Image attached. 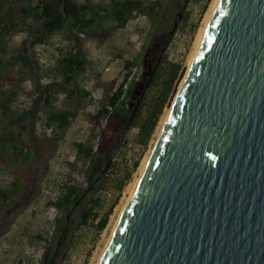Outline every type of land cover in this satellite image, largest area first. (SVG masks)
<instances>
[{"label":"water","instance_id":"95a60500","mask_svg":"<svg viewBox=\"0 0 264 264\" xmlns=\"http://www.w3.org/2000/svg\"><path fill=\"white\" fill-rule=\"evenodd\" d=\"M99 264H264V0H218Z\"/></svg>","mask_w":264,"mask_h":264},{"label":"rangeland","instance_id":"374dc122","mask_svg":"<svg viewBox=\"0 0 264 264\" xmlns=\"http://www.w3.org/2000/svg\"><path fill=\"white\" fill-rule=\"evenodd\" d=\"M9 1L14 15L19 16L21 8L28 1L32 3L36 0ZM74 1L79 5L88 1L90 9H98L100 6L108 7L110 0ZM153 1L157 4V15L139 14L124 27H115L116 22L107 19L101 25H95L98 30L78 36L85 44L88 57L84 71L77 76L81 89L95 92L97 95L102 94V102H106L109 96L107 87L112 83L121 82L126 71L125 64L129 62L133 64L132 70L136 79L132 96L135 102L136 98L143 100L149 85V75L156 73L161 59L181 64L185 67L186 74L197 37L206 24L209 8L214 0H147L148 8L152 6ZM7 7L8 5H5L4 8ZM27 36L28 29L20 26L19 31H13L8 36L6 45L12 52L20 47ZM64 40H67L64 34L58 32L51 38L50 43L39 46L40 52L48 60L54 61L57 45ZM75 40L77 38L70 39V42ZM50 65L39 64V68L46 73L41 79L37 70L20 77V65L6 67L4 63L0 68V90L4 93L16 91L17 95L21 94V84L26 78H30L34 84L28 97L32 121L14 123L10 120V115L5 116L0 110V167L4 174L0 187L12 191L11 200L6 202L0 197V264H18L20 261L22 264L98 263L120 209L127 201L134 182L139 178L143 164L153 151L163 120L185 76L184 74L170 104L165 108L148 148L144 149L135 141L137 129L130 130L126 136L119 139L117 132L103 131L106 126H99L102 119L93 122L90 114L97 110L98 105L92 104L89 97L82 96L80 91L69 95L76 86L75 82L66 84V96L54 102V109L77 111V117L68 129L61 130L53 126L55 132L48 134L41 85L63 78L59 69L49 67ZM14 100V109L19 110L21 106L16 101L17 98ZM89 121L93 122L94 126H89ZM13 134L18 137L14 143L11 142ZM79 140L94 145L96 151L100 152L99 155L92 160L79 156L74 146V142ZM14 145L17 146L16 149L13 148ZM22 145L25 150L32 152L30 161L17 160ZM105 152L112 156L110 164L106 167L108 156L106 155V159L102 157ZM137 159L139 166L133 171V162ZM103 168L112 178H118L131 171L132 174L122 192L113 187L97 192L96 197L102 201L96 209L98 218L90 220L86 225L77 226L66 246L57 252L56 259L51 262V257L46 258L45 252L51 245L50 238L55 231L56 219L61 217L63 212L49 204V200H54L60 195L63 182L88 187L90 178ZM16 185L20 190L19 194H16ZM82 205L83 203L78 205L71 218L74 225H77ZM111 206L113 209L106 227L98 230L96 224Z\"/></svg>","mask_w":264,"mask_h":264},{"label":"trees","instance_id":"16d2710c","mask_svg":"<svg viewBox=\"0 0 264 264\" xmlns=\"http://www.w3.org/2000/svg\"><path fill=\"white\" fill-rule=\"evenodd\" d=\"M154 2V1H153ZM5 5L8 7L5 9ZM91 12V13H89ZM158 14L157 4L154 2L148 8L147 0H110L108 7L100 6L98 9H90V3L86 1L79 5L74 0H36L29 2L21 8L19 16H15L13 8L10 6L9 0H0V68L5 63L7 66L22 67V77L37 70L38 76L44 78L46 73L39 68L40 60L36 57V47L50 43L51 38L58 32H62L65 41L75 39L77 51L72 53L58 47L61 53L58 66L54 63L49 67H57L62 75V80H54L52 82L43 83L40 92L42 94L43 105L46 108L44 112L47 117L45 125L47 127L55 126L61 130L68 129L72 125V121L77 117V111L71 109H54V102L59 92L67 91V85L75 82L69 95L80 91L82 96H88L93 104L94 100L90 97L91 92L81 89L77 83V76L84 71L88 63L85 44L78 39L81 33L98 30L96 24L103 23L107 19L116 22L115 27H124L129 20L137 17L139 14ZM23 26L28 29V36L21 43L19 48L10 50L6 45L8 36L13 31H19V27ZM22 29V28H21ZM9 62V65H8ZM42 65V64H41ZM131 63H126V71L120 83H112L107 87L109 96L106 102H102L97 106V110L90 114L93 122H99L101 119H107L106 127L103 129L105 133H118L119 139L126 136L132 130L137 129L135 136L136 143L142 148H148L154 133L159 125L165 108L170 104L174 92L177 91L178 83L185 74V67L181 64L161 59L158 62V69L153 76L149 75V85L145 90L144 98H136L134 102L133 85L136 82L134 76L130 80L133 73ZM43 66V65H42ZM28 69L27 71H23ZM68 95V94H67ZM18 98L16 91L4 93L0 90V110L3 115L11 116V121L18 123L20 121L30 122L33 115L29 109H14V99ZM15 110V111H14ZM15 134V133H14ZM11 135V142L18 140V137ZM77 154L86 160H92L100 152L96 151L95 146L82 141L74 142ZM17 148L16 145L13 146ZM32 152L25 150L24 145L20 148L17 160L21 162L30 161ZM106 159L107 152L102 154ZM108 156V155H107ZM112 156L106 159L105 167L111 162ZM139 166V160L133 162V171ZM90 171V170H89ZM89 175L91 173H88ZM132 171L118 178H112L105 168L98 174L90 178L89 186L84 188L76 183L63 182L61 184V193L54 200H49V204L62 210V216L56 219L55 231L50 243L57 246L51 253V261L55 260L57 252L69 241L70 236L74 233L77 226L88 224L90 220L98 218L97 207L101 205V199L96 197L97 192L105 190L109 187L115 188L122 192L126 182L131 177ZM16 194H19L18 185H16ZM0 197L4 201L11 200L12 191L0 187ZM80 203H83L79 220L74 225L71 218ZM113 206L100 217L96 228L103 230L112 212ZM22 264V262H18Z\"/></svg>","mask_w":264,"mask_h":264},{"label":"built area","instance_id":"2783aa9c","mask_svg":"<svg viewBox=\"0 0 264 264\" xmlns=\"http://www.w3.org/2000/svg\"><path fill=\"white\" fill-rule=\"evenodd\" d=\"M80 36H84V34L81 33ZM39 46H44V45H42V44L38 45L35 49L37 52L36 57L40 60V63L42 65L47 66L53 62L55 64L58 63L60 56H61V53L57 49H56L54 56H53L54 61H50V60H48V58L45 55H43L40 52ZM58 47L63 48L64 50H69L72 53H75L77 51V47H76L75 42H70V41L64 40V41H61L60 43H58L57 48ZM132 76H134V73H132L130 80L132 79ZM33 88H34V84L30 78H26L25 80H23V82L21 84V94L18 95V98L16 100L22 109H24V108L29 109L30 102H28V97L30 96V92H31V90H33ZM65 96H66L65 92H59L56 96L55 102L60 101ZM90 97L94 100V104L98 105L100 103V100L102 99V94L97 95L95 92H93ZM88 124L91 127L94 126L93 122L89 121ZM106 124H107V119L105 118V119H102V124H100L99 126L105 127ZM46 131L48 132V134H52L55 132V128L53 126L47 127ZM95 149H96V147H95ZM3 176H4L3 169L0 167V186L3 184V180H2Z\"/></svg>","mask_w":264,"mask_h":264},{"label":"bare ground","instance_id":"6f19581e","mask_svg":"<svg viewBox=\"0 0 264 264\" xmlns=\"http://www.w3.org/2000/svg\"><path fill=\"white\" fill-rule=\"evenodd\" d=\"M217 4H218V0H214V1L212 2V4H211L210 8H209V13H208V15H207V21H206V24H205L204 28L202 29V31L199 33L198 37H197V42H196V45H195L194 51H193V53H192V55H191V58H190V61H189V65H190V62L192 61V59H193V57H194V55H195V53H196V51H197V48H198V46H199V43H200V41H201V38H202L203 33H204V31H205V28H206V26L208 25V23H209V21H210L212 15H213V13H214L216 7H217ZM185 75H186V74H185ZM183 80H184V78H183ZM183 80H182V81H183ZM181 83H182V82H181ZM179 89H180V87H179ZM177 94H178V92H177ZM176 96H177V95H176ZM175 98H176V97H175ZM173 103H174V102H173ZM172 105H173V104H172ZM171 107H172V106H171ZM170 109H171V108H170ZM170 109H169V111H170ZM169 111L167 112V115H168ZM167 115L165 116V119L163 120V124H164V122H165V120H166V118H167ZM163 124H162V126H161V129H162V127H163ZM161 129H160V132H161ZM160 132H159V134H160ZM158 137H159V135H158ZM157 139H158V138H157ZM156 142H157V141H156ZM156 142H155V144H156ZM153 149H154V148H153ZM151 153H152V151H151ZM151 153H150L149 157L147 158L146 162L143 164V167H142V169H141V170H142V171H141V174H140L139 178L134 182V185H133V187H132L131 192L133 191V189L135 188V186H136L137 183L139 182V180H140V178H141V175H142V173L144 172V169H145V167H146V165H147V163H148V160H149V158H150V156H151ZM130 194H131V193H130ZM129 197H130V195H129ZM129 197L127 198V201H128V199H129ZM127 201L125 202V204H124V205L122 206V208L120 209L121 211H120V213H119L118 218L116 219V221H115V223H114L112 233H113V231H114V229H115V227H116V225H117V223H118V221H119V219H120V217H121V214H122V212H123V209H124V207H125ZM109 239H110V237H109ZM108 241H109V240H108ZM108 241H107V243H108ZM106 245H107V244H106ZM105 247H106V246H105ZM104 249H105V248H104ZM104 249H103V252H104ZM103 252L101 253V256H102ZM101 256H100V258H101ZM99 261H100V259H99ZM99 261H98L97 264H99Z\"/></svg>","mask_w":264,"mask_h":264},{"label":"flooded vegetation","instance_id":"af4514ba","mask_svg":"<svg viewBox=\"0 0 264 264\" xmlns=\"http://www.w3.org/2000/svg\"><path fill=\"white\" fill-rule=\"evenodd\" d=\"M56 247H57V246L51 244V245L47 248V250H46V252H45V256H46V258L50 257L51 253L53 252V250L56 249ZM51 262H52V261H51Z\"/></svg>","mask_w":264,"mask_h":264}]
</instances>
